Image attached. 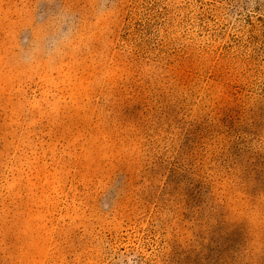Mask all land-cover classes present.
Masks as SVG:
<instances>
[{
  "label": "rangeland",
  "instance_id": "rangeland-1",
  "mask_svg": "<svg viewBox=\"0 0 264 264\" xmlns=\"http://www.w3.org/2000/svg\"><path fill=\"white\" fill-rule=\"evenodd\" d=\"M0 264H264V0H0Z\"/></svg>",
  "mask_w": 264,
  "mask_h": 264
},
{
  "label": "clouds",
  "instance_id": "clouds-1",
  "mask_svg": "<svg viewBox=\"0 0 264 264\" xmlns=\"http://www.w3.org/2000/svg\"><path fill=\"white\" fill-rule=\"evenodd\" d=\"M100 11L103 13L104 11H106V8L104 5H101L100 7ZM63 23L64 21L62 20L60 22V24H58L55 29H54V32H53V36L55 37H59V40L57 41V44L60 42V41H63V40H66L68 38V36L70 35V32H71V29H69V32H63L62 31V26H63ZM57 52V47L56 45H54L50 50L49 52L47 53V55H54L55 53ZM36 59V57L29 53V54H26L25 56L22 57V62L25 64V65H31L34 60Z\"/></svg>",
  "mask_w": 264,
  "mask_h": 264
}]
</instances>
